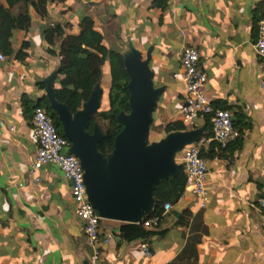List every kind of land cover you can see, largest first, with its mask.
<instances>
[{"label":"crops","instance_id":"0c3cea01","mask_svg":"<svg viewBox=\"0 0 264 264\" xmlns=\"http://www.w3.org/2000/svg\"><path fill=\"white\" fill-rule=\"evenodd\" d=\"M1 6L8 7L7 1L0 0ZM31 15L30 28L13 33L15 54L0 59V264H91L94 248L75 213L71 181L55 164L43 166L39 180L30 174L37 153L32 110L45 96L41 83L60 68L44 31L62 24L78 34L85 16L108 48L123 53L130 42L144 54L153 48L155 82L166 86L154 124L181 121L186 83L174 73L186 45L201 52L207 97L230 109L234 119L243 115L235 126L239 136L226 149L214 142L204 147L206 206L189 193L173 204L158 227L166 234L149 245L157 251L153 256L144 253L145 242L121 240L122 222L103 219L96 264H264V60L255 47L264 0H64L50 1L46 17ZM54 41L59 49L62 38ZM24 42L26 55L18 59ZM105 72L111 80L105 88L101 79L102 106L109 103V62L102 78ZM63 77L59 73L57 88ZM202 126L203 137H210L205 118L194 128ZM213 147L217 153L210 156ZM177 157L183 161L182 152Z\"/></svg>","mask_w":264,"mask_h":264},{"label":"water","instance_id":"95a60500","mask_svg":"<svg viewBox=\"0 0 264 264\" xmlns=\"http://www.w3.org/2000/svg\"><path fill=\"white\" fill-rule=\"evenodd\" d=\"M152 52L153 48H149L144 54L130 42L128 50L122 53L129 75L130 109L117 116L123 128L107 156L99 149L104 138L99 122H95L92 132L88 130L102 106L101 84L97 83L82 107L73 112L57 98L60 68L45 79V96L71 143L70 152L81 161L89 200L102 219L141 223L151 215L156 186L180 173L177 156L186 146L199 141L206 131V126L172 131L160 140L151 141L154 115L166 90V86L155 82Z\"/></svg>","mask_w":264,"mask_h":264},{"label":"trees","instance_id":"16d2710c","mask_svg":"<svg viewBox=\"0 0 264 264\" xmlns=\"http://www.w3.org/2000/svg\"><path fill=\"white\" fill-rule=\"evenodd\" d=\"M8 7H0V50L5 55H14L15 51L11 38L15 30H26L32 24L31 11L41 17L48 15V3L61 2L64 0H6ZM159 3L167 4L169 0H158ZM21 8L18 9V7ZM56 37L62 38L59 49L53 47ZM44 38L50 44L48 52L54 54L60 60V73L64 76L59 79L60 87L57 88V98L69 105L75 112L80 109L83 103L90 97L92 90L97 83L101 82L103 66L109 62L111 66V89L109 93L108 105L101 106L97 117L90 121L88 130L94 129L95 122H99L104 132V138L99 145V149L105 156L112 152L114 139L122 130L123 125L117 119L122 111H129V90L127 87L129 75L125 68L124 58L120 50L108 48L104 43L103 34L94 28V21L91 17L85 16L80 22V32L78 34L67 33L62 24L49 26L44 31ZM28 42H24L22 48L17 53L18 59H23L26 55L25 48ZM45 83H41L44 88ZM36 105L44 106L47 111L56 119L54 111L51 109L48 99L44 96ZM35 105V106H36ZM34 106V107H35ZM224 108V107H223ZM99 115V116H98ZM243 115H237V121ZM100 119L107 122L104 127ZM61 128V126H60ZM189 129L182 121L169 122L164 127L165 134L172 131ZM62 130V129H61ZM205 135V133H204ZM214 144V143H213ZM218 149L223 151L220 146ZM215 148H212L209 155L214 156ZM203 157L206 156L205 149H202ZM187 175L183 164L180 163V173L169 179L161 181L154 190L155 208L151 215L161 216L165 203L176 204L184 191ZM163 218V217H162ZM167 230L160 228H146L141 223H123L120 229V238L125 242L141 240L150 245L154 240L163 237Z\"/></svg>","mask_w":264,"mask_h":264},{"label":"built area","instance_id":"2783aa9c","mask_svg":"<svg viewBox=\"0 0 264 264\" xmlns=\"http://www.w3.org/2000/svg\"><path fill=\"white\" fill-rule=\"evenodd\" d=\"M255 47L258 55L264 60V18L259 22V38ZM0 59L4 60L6 56L0 53ZM174 77L182 78L186 83L184 102L181 106V121L194 129L197 126V120L205 118L212 129L210 137H202L199 141L186 146L182 151L183 161L180 162L187 175L181 197L189 193L204 207L209 200V190L206 187L209 167L202 155V149L209 142H214L222 149H226L239 136V132L234 124V113L230 109L218 107L207 97L204 85L208 81V74L202 66L201 52L196 46L184 47L180 69L174 73ZM32 125V136L37 143V153L30 174L39 180L38 171L45 165L55 164L71 181L75 213L83 223L89 245L94 248L90 263L96 264L100 257L98 245L101 242L103 219L89 200L81 161L70 152V141L62 132L56 119L44 106L36 105L33 108ZM172 206V203H165L161 216L145 218L142 225L146 228H158L162 217L170 211ZM259 207L264 212V194L259 199ZM109 239L111 236L105 240ZM142 248L147 256L157 253L147 243H143Z\"/></svg>","mask_w":264,"mask_h":264},{"label":"rangeland","instance_id":"374dc122","mask_svg":"<svg viewBox=\"0 0 264 264\" xmlns=\"http://www.w3.org/2000/svg\"><path fill=\"white\" fill-rule=\"evenodd\" d=\"M110 80H111L110 75H108L107 72H105L103 75V78H102V81H103L105 88H108V86L110 84ZM100 122L102 123V125L104 127L107 124V122L103 121L102 119H100ZM163 130H164L163 125L158 126V125L154 124L152 126V130H151V137H150L151 141H156V140L160 139V136L164 135ZM177 160H180V157H177Z\"/></svg>","mask_w":264,"mask_h":264}]
</instances>
